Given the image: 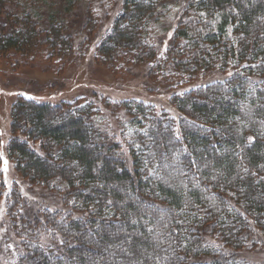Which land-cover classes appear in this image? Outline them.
<instances>
[{
	"label": "trees",
	"instance_id": "trees-1",
	"mask_svg": "<svg viewBox=\"0 0 264 264\" xmlns=\"http://www.w3.org/2000/svg\"><path fill=\"white\" fill-rule=\"evenodd\" d=\"M52 1L0 0V54L71 51L60 20L37 29L26 10L49 11ZM178 8L193 13L175 32L182 51L195 60L218 43L211 59L234 60L240 72L167 104L130 83L104 93L136 127L130 164L91 122L89 104L15 101L0 157V210L22 238L15 264H247L205 234L232 251L254 229L264 236V0H124L99 63L155 59L150 24ZM23 187H45L66 211L47 204L24 216Z\"/></svg>",
	"mask_w": 264,
	"mask_h": 264
},
{
	"label": "rangeland",
	"instance_id": "rangeland-1",
	"mask_svg": "<svg viewBox=\"0 0 264 264\" xmlns=\"http://www.w3.org/2000/svg\"><path fill=\"white\" fill-rule=\"evenodd\" d=\"M123 2L124 0H53L49 11L39 7L35 11L32 6L27 7L37 29H47V19L51 15L60 20L61 26L69 34L71 51L63 52L64 55L61 56L52 51L43 52L39 57L33 53L8 56L0 54V157H5L1 154V149L6 147L11 136L12 107L18 98L25 97L52 104H89L94 112L91 122L108 143L119 146L121 157L130 164L129 144L136 127L132 124V117L121 105V100L104 93L118 88L121 90V87L130 83L129 87L136 89L139 86L140 89L142 86L167 104V99L172 94L182 95L240 72L234 70V60L225 59L221 63L211 59L221 49L217 43L219 39L214 42L217 44L213 48L211 46L206 51L208 54L203 53L205 50L200 47L191 48L192 43L188 42L187 46L192 50H203L197 51L195 60L182 51L179 40L174 37L175 32L183 27L179 25L183 18L188 19L193 13L183 14L180 7L170 10L158 23L150 24L147 38L157 47L155 59L136 62L126 57L109 65L100 64L97 47L109 33ZM228 32L230 33V27ZM241 67L243 65L238 64V68ZM16 182L20 183L17 179ZM5 191H9V185L5 186ZM21 191L28 197H21V203L25 205L23 211H20L24 216L41 211L47 204L51 210L66 211L59 204L57 194L45 187H32L30 190L23 187ZM7 219L0 210V264H15L16 257L21 253L22 238L12 228L13 224H5ZM205 239L222 252L233 254L247 264H264V236L256 229L250 234L245 247L234 251L224 248L218 237L210 232L205 234Z\"/></svg>",
	"mask_w": 264,
	"mask_h": 264
}]
</instances>
